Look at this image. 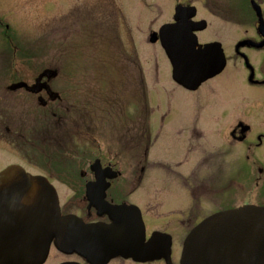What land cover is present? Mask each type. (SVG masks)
Segmentation results:
<instances>
[{
	"label": "flooded vegetation",
	"instance_id": "flooded-vegetation-1",
	"mask_svg": "<svg viewBox=\"0 0 264 264\" xmlns=\"http://www.w3.org/2000/svg\"><path fill=\"white\" fill-rule=\"evenodd\" d=\"M106 1V22L122 31L112 45L118 55L111 61L121 68L126 95L48 94L44 86L51 87L58 77L49 80L42 72L37 94L25 88L28 95H0L2 140L16 141V147L40 160L44 173L33 175L47 178L56 188L60 213L76 218L71 222L77 236L113 225L112 217L98 207L106 203L132 208L124 215L130 224L129 242L137 244L139 215L146 241L159 236L160 252L147 260L128 252L97 261L79 249L64 252L52 243L43 264H181L186 238L204 220L245 205L264 207V0ZM144 11L153 16L145 29L140 21ZM143 34L145 43L159 47L165 57L170 94L181 90L195 99L183 111L184 122L172 128L180 154L172 161L151 155L173 114H162L159 130L153 133L156 109L143 95L145 77L137 46ZM164 42L174 47L172 57ZM179 62L202 66L198 72L212 76L198 86L188 78L183 86L174 78ZM132 103L133 108L128 106ZM15 108L18 119L3 110ZM71 112L75 122L68 131L63 123ZM154 173L175 190L144 191V179L156 180Z\"/></svg>",
	"mask_w": 264,
	"mask_h": 264
},
{
	"label": "rangeland",
	"instance_id": "rangeland-1",
	"mask_svg": "<svg viewBox=\"0 0 264 264\" xmlns=\"http://www.w3.org/2000/svg\"><path fill=\"white\" fill-rule=\"evenodd\" d=\"M107 7L106 0L79 3L72 0H0V95H28L22 89L13 91L9 88L23 80L31 84L35 76L47 69L59 73L58 79L50 83L59 95H126L121 68L111 61L118 55L112 45L118 36H122V31L106 22ZM130 11L128 8L127 12ZM152 17L144 11L140 20L144 29ZM138 38L145 77L143 95L149 96L151 107L156 109L151 119L153 133L159 130L162 114H167L168 110L173 114L167 118L164 132L152 147L151 155L160 161H172L180 156L172 128L184 122L183 111L195 99L181 90L170 94L172 84L167 79L170 69L163 53L159 47L145 43V34ZM156 67H159L158 81ZM32 84L31 87L37 89L40 82ZM14 106L10 104L9 108ZM128 106L134 107L133 103ZM3 110L11 111L16 119L19 118L18 109ZM74 119V114L68 113L63 123L65 129L72 131ZM2 139L0 131V171L10 165H20L32 174L44 173L37 157L16 147V141L6 143ZM128 166L133 167V164ZM152 177L157 179H144V191L152 187L163 189L164 193L175 190L163 176L154 173ZM60 194L61 198L67 196L63 190ZM239 197L240 201L243 197Z\"/></svg>",
	"mask_w": 264,
	"mask_h": 264
},
{
	"label": "water",
	"instance_id": "water-1",
	"mask_svg": "<svg viewBox=\"0 0 264 264\" xmlns=\"http://www.w3.org/2000/svg\"><path fill=\"white\" fill-rule=\"evenodd\" d=\"M168 28L163 32L167 33ZM164 48L172 57L174 47L164 42ZM201 67L179 62L174 67V78L183 86L190 78L198 86L212 76L199 73ZM45 76L52 79L57 73L48 70ZM26 86L18 83L10 89ZM28 90L38 92L35 88ZM100 207L112 216L114 225L104 230L94 227L77 236L72 218L61 217L58 195L46 179L32 176L19 166L7 168L0 173V264H43L54 240L63 251L79 249L97 261L107 262L128 252L141 260L157 256L159 236L146 242L140 216L136 219L138 241L134 245L128 241L130 224L123 217L130 209L107 204ZM133 246L137 249L131 252ZM181 264H264V207L248 205L204 220L187 237Z\"/></svg>",
	"mask_w": 264,
	"mask_h": 264
},
{
	"label": "bare ground",
	"instance_id": "bare-ground-1",
	"mask_svg": "<svg viewBox=\"0 0 264 264\" xmlns=\"http://www.w3.org/2000/svg\"><path fill=\"white\" fill-rule=\"evenodd\" d=\"M115 222H113V225H114ZM50 250V249H49Z\"/></svg>",
	"mask_w": 264,
	"mask_h": 264
}]
</instances>
